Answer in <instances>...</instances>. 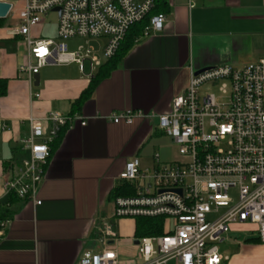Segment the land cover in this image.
Wrapping results in <instances>:
<instances>
[{
  "label": "crops",
  "instance_id": "crops-1",
  "mask_svg": "<svg viewBox=\"0 0 264 264\" xmlns=\"http://www.w3.org/2000/svg\"><path fill=\"white\" fill-rule=\"evenodd\" d=\"M164 14L162 30L141 37L76 111L73 101L107 59L91 77L85 62L82 70L76 63L42 67L34 85L18 72L28 57L24 41L14 29L0 27V79L6 80L0 96V211L8 215L0 264H74L82 253L107 246L116 251L118 264H142L136 262V218L113 221L116 241L103 242L98 231L113 211L111 195L127 184L118 178L125 163L137 158L143 168H152L154 155L162 158L165 148L158 140L167 135L157 128L158 115L185 89L191 69H241L264 58V0H167ZM32 36L45 38L37 27ZM127 109L152 116L131 124L102 118ZM50 113H75L86 125L74 123L62 131L38 186L39 205L10 200L14 195L3 186L11 165L28 155L19 140L28 133L29 118L48 129L51 123L43 119ZM153 138L152 153L141 156ZM168 222L163 219V232Z\"/></svg>",
  "mask_w": 264,
  "mask_h": 264
},
{
  "label": "built area",
  "instance_id": "built-area-1",
  "mask_svg": "<svg viewBox=\"0 0 264 264\" xmlns=\"http://www.w3.org/2000/svg\"><path fill=\"white\" fill-rule=\"evenodd\" d=\"M6 2L11 4L9 16L16 0ZM154 8L155 0H23L14 33L26 43L28 57L18 72L31 82L42 67L76 63L82 70L88 61L91 77L101 65L99 55L112 58L135 23L148 20L142 37L162 30L166 16L152 14ZM50 12L57 14L56 37L34 38L32 30ZM75 39L98 41L100 49L79 45L69 50ZM204 84L218 85L224 99L201 94ZM151 116L127 109L102 118L131 124ZM43 121L51 127L44 129L41 121L29 118L28 133L19 140L28 155L11 165L3 186L6 193L34 205L41 203L38 186L52 143L74 123L86 125L77 114L50 113ZM158 121L157 128L178 146L181 160L162 163L155 154L152 168H143L137 158L125 163L118 178L134 194L113 199L111 219L98 228L103 242L118 239L116 219L163 218L170 223L163 234L136 239L142 264H227L229 257L220 256L217 246L232 227L243 225L251 233L248 240L264 253V58L241 69L218 65L198 74L191 69L187 86ZM7 223L0 222V240ZM74 264H118V256L107 246L96 254L82 253Z\"/></svg>",
  "mask_w": 264,
  "mask_h": 264
},
{
  "label": "rangeland",
  "instance_id": "rangeland-1",
  "mask_svg": "<svg viewBox=\"0 0 264 264\" xmlns=\"http://www.w3.org/2000/svg\"><path fill=\"white\" fill-rule=\"evenodd\" d=\"M23 6V0H16V2L13 5L12 14L7 16L3 21V29L6 30H13L15 29L19 24V17L18 13L19 10ZM57 14L54 12H50L46 17L43 18V23L40 25V27H37L38 32L40 33L41 37H49V38H55L56 37V30H57ZM35 29V28H34ZM156 32H152L150 35H155ZM10 40L11 43L18 42L16 40ZM9 42V43H10ZM83 40H73L72 42L69 41V50H74L79 45H83V48L86 49L87 47H94L96 51L100 49V42L98 41H91L88 44L84 43ZM26 46V43H23ZM99 55V54H98ZM100 59L102 61L106 60L101 55H99ZM85 71H88V61H85ZM201 94H213L218 102H221L224 99V96L221 94V92L218 89V85H209L204 84L199 88ZM163 136V135H162ZM153 138L148 144L145 146V149L141 151V156L151 154L152 153V146L155 145ZM159 144H162L164 146V152L162 154V158L159 160L161 162H171L174 160H181L180 155L178 154V146L174 143L172 137L169 136H163L158 140ZM150 175H152L150 173ZM113 209V208H112ZM112 216V211L110 213L109 217H106L105 219L109 221ZM214 218L213 216L211 219ZM227 240L222 243L218 244V253L222 257H229V262L227 264H263L264 262V253L257 245L249 241V237L251 236V233L248 232L247 226H234L230 230V232L226 235ZM142 260L139 257H136V262L140 263ZM175 261L171 260L167 264H174Z\"/></svg>",
  "mask_w": 264,
  "mask_h": 264
},
{
  "label": "trees",
  "instance_id": "trees-1",
  "mask_svg": "<svg viewBox=\"0 0 264 264\" xmlns=\"http://www.w3.org/2000/svg\"><path fill=\"white\" fill-rule=\"evenodd\" d=\"M167 10V0H155V8L152 14L165 13ZM4 19H0V27L3 26ZM148 23V20L135 23L132 25L126 36L124 37L117 53L110 59H108L101 67L98 72L92 76L86 89H84L79 97L72 103L74 111L79 110L93 94L94 90L100 83V81L108 77L113 70L117 67V64L122 58L132 49L136 42L142 37L144 27ZM6 93V80L0 79V96ZM75 113H71L73 115ZM63 131V130H62ZM62 131L52 143V150L58 144ZM134 194L132 187L129 184H125L123 187L117 189L111 197L114 199L118 196H131ZM16 196H11L10 200L17 199ZM8 217L6 211H0V222ZM163 234V218H136V229L135 235L137 238L144 236H153Z\"/></svg>",
  "mask_w": 264,
  "mask_h": 264
},
{
  "label": "water",
  "instance_id": "water-1",
  "mask_svg": "<svg viewBox=\"0 0 264 264\" xmlns=\"http://www.w3.org/2000/svg\"><path fill=\"white\" fill-rule=\"evenodd\" d=\"M11 8V4L9 2L6 1H0V19H5L7 17L8 11ZM206 69H203L201 71H197L196 74L204 71ZM33 81H34V85H38L39 83V74H34L32 77ZM180 193V190L177 191ZM135 243L137 244L138 241L136 240Z\"/></svg>",
  "mask_w": 264,
  "mask_h": 264
}]
</instances>
